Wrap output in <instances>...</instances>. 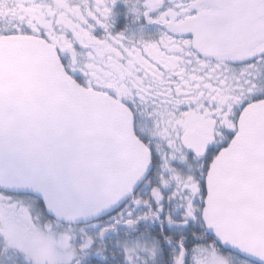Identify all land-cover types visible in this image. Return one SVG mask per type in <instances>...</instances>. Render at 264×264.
<instances>
[{
  "label": "snow or ice",
  "instance_id": "6c2138e0",
  "mask_svg": "<svg viewBox=\"0 0 264 264\" xmlns=\"http://www.w3.org/2000/svg\"><path fill=\"white\" fill-rule=\"evenodd\" d=\"M0 264H264V0H0Z\"/></svg>",
  "mask_w": 264,
  "mask_h": 264
}]
</instances>
